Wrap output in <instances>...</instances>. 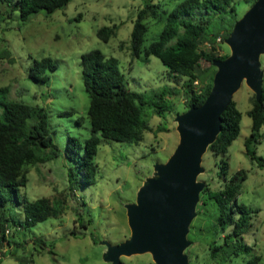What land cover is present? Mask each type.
I'll use <instances>...</instances> for the list:
<instances>
[{
	"label": "rangeland",
	"instance_id": "374dc122",
	"mask_svg": "<svg viewBox=\"0 0 264 264\" xmlns=\"http://www.w3.org/2000/svg\"><path fill=\"white\" fill-rule=\"evenodd\" d=\"M145 0H71L64 8L50 15L42 11L27 20L19 18L16 10L6 17L9 9L0 1V51L8 50L9 56L0 57V101H21L41 105L47 109L49 129L59 156L46 162L28 165L26 185L20 193L29 200L47 197L60 201L57 217H50L32 227L17 230L8 225L6 238L1 241L0 264H112L103 258L106 247L101 241L117 244L125 240L130 229L127 224L125 204L134 202L136 192L144 179L153 172L156 162H164L178 143L175 117L184 112L185 102L181 93L170 98V110L165 118L147 108L149 124L155 128L161 121L162 131L154 134L145 131L143 139L134 143L110 140L102 142L94 155L96 174L89 184L68 187L67 172L74 163L66 156L70 137L80 142L89 135L87 108L89 97L81 78V54L98 49L106 56L118 60L127 88L145 93L164 85L181 86L168 78V69L156 56L143 60L133 57L130 50V33L137 11ZM159 5L156 18L148 17V28L142 47L156 39L165 23L164 10L171 9L176 0H152ZM241 16L251 0H228ZM114 34L103 41L96 34L103 26H114ZM219 41V40H218ZM3 50V51H4ZM224 41L218 42L219 54L229 53ZM49 57L56 64L50 83L36 82L28 77L33 60ZM264 70V54L260 56ZM203 65L208 64L202 61ZM201 85L203 83L200 81ZM252 91L245 85L234 93L233 100L241 112L240 132L226 152L215 155L208 149L202 156L204 171L198 175L204 187L196 205V215L188 232L189 246L185 249L190 264H219L209 255V247L220 243L230 227L218 224V207L208 198L206 187L218 190L237 170H244L246 177L239 180L237 200L252 209L249 231L243 241L252 249L248 254L232 257L223 264H264V168L246 154L244 141L250 133ZM69 110L70 114H60ZM1 112V110H0ZM79 123L77 122V119ZM259 142L250 146L257 156L264 158V125ZM74 146L73 144H71ZM227 160L228 169L219 176L221 159ZM18 209V207H16ZM18 211V210H17ZM19 218L20 213H15ZM46 244L41 248L34 239ZM51 250V252H50ZM122 264H154L149 253L121 256Z\"/></svg>",
	"mask_w": 264,
	"mask_h": 264
},
{
	"label": "trees",
	"instance_id": "16d2710c",
	"mask_svg": "<svg viewBox=\"0 0 264 264\" xmlns=\"http://www.w3.org/2000/svg\"><path fill=\"white\" fill-rule=\"evenodd\" d=\"M9 8L6 17L14 11L19 12L22 21L32 14L42 11L50 15L56 9L64 8L71 0H0ZM255 0H251L250 5ZM159 5L152 0H145L138 9L136 19L130 33V50L133 57L142 55L143 60L156 56L168 69V78L173 83L181 82L177 87L164 85L151 90L149 98L145 93L127 88L118 60L106 56L98 49L89 50L80 56L81 78L89 97L87 118L89 135L80 142L70 137L66 156L74 163L67 172L68 187L75 190L78 185L89 184L96 174L93 158L98 146L110 140L136 143L143 139L145 131L154 134L164 130L160 122L155 128L149 124L147 108L165 118L170 110L172 95L181 93L184 97L185 109L198 106L208 95L215 67L213 59H223L229 53L217 52L218 42L230 34L234 22L240 17L235 5L228 0H176L171 9L165 11V23L156 39L142 47L144 34L147 31L146 18L158 16ZM114 26H103L96 32L103 41H108L114 34ZM219 40V41H218ZM4 50V49H3ZM0 51V57L9 56V51ZM202 61L208 62L203 65ZM56 64L49 57L33 60L28 77L36 82L49 85L50 75L45 71H53ZM199 80L201 92L197 93L193 82ZM263 92L259 101L253 93L250 95L251 127L244 141L246 154L257 165L264 168V158L257 156L250 147L259 142L260 129L264 125V78ZM4 93L3 89H0ZM0 246L6 238L5 230L9 225L17 230H26L38 222L60 214V201H50L47 197L29 200L19 191L28 180L27 167L37 162H46L60 154V149L53 141L49 129L47 109L41 105H32L21 101H0ZM60 114H70L64 110ZM241 112L233 98L221 114V130L215 141L208 146L213 154H223L240 132ZM79 118L77 122L79 123ZM219 176H224L228 169L227 160L221 159ZM246 177L244 170H237L218 190L206 187L207 196L218 207L217 222L223 227H230L223 240L209 247V255L219 264L232 257L248 254L251 247L243 241V234L249 231L252 209L239 203V180ZM18 207V209H16ZM18 210V211H17ZM15 213H20L19 218ZM34 243L42 247L46 241L34 239ZM51 252V250H50ZM254 255L249 261L258 260ZM26 263L23 257L19 258Z\"/></svg>",
	"mask_w": 264,
	"mask_h": 264
},
{
	"label": "water",
	"instance_id": "95a60500",
	"mask_svg": "<svg viewBox=\"0 0 264 264\" xmlns=\"http://www.w3.org/2000/svg\"><path fill=\"white\" fill-rule=\"evenodd\" d=\"M229 54L213 59L215 72L203 103L175 117L179 140L164 162H156L125 204L129 236L117 243L101 241L105 261L122 264L121 256L149 253L154 264H190L185 249L204 182L202 156L221 130V114L245 84L259 101L263 92L264 0H255L234 22L224 39Z\"/></svg>",
	"mask_w": 264,
	"mask_h": 264
},
{
	"label": "built area",
	"instance_id": "2783aa9c",
	"mask_svg": "<svg viewBox=\"0 0 264 264\" xmlns=\"http://www.w3.org/2000/svg\"><path fill=\"white\" fill-rule=\"evenodd\" d=\"M193 84H194V87H195L196 92L197 93H200L201 92V83H200V81L199 80H195L193 82Z\"/></svg>",
	"mask_w": 264,
	"mask_h": 264
}]
</instances>
